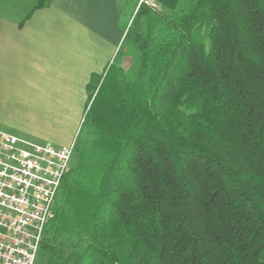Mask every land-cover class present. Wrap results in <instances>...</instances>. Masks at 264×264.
<instances>
[{
  "label": "trees",
  "instance_id": "16d2710c",
  "mask_svg": "<svg viewBox=\"0 0 264 264\" xmlns=\"http://www.w3.org/2000/svg\"><path fill=\"white\" fill-rule=\"evenodd\" d=\"M129 1L35 264H264V0Z\"/></svg>",
  "mask_w": 264,
  "mask_h": 264
},
{
  "label": "rangeland",
  "instance_id": "374dc122",
  "mask_svg": "<svg viewBox=\"0 0 264 264\" xmlns=\"http://www.w3.org/2000/svg\"><path fill=\"white\" fill-rule=\"evenodd\" d=\"M152 1L156 6L165 7H172L176 2ZM129 3L131 5L132 0ZM127 15V11L121 12V30ZM75 37L51 43L58 48L49 50L51 66L40 74L29 78L0 74V129L36 143L51 142L56 147L68 145L76 137L99 89L101 74L110 64L118 62L129 71L132 59L127 54L119 60L117 51L121 41L105 42L94 35L85 41ZM50 54L56 56V63L49 58ZM92 63L95 73L86 85L84 79ZM89 114L90 111L87 116Z\"/></svg>",
  "mask_w": 264,
  "mask_h": 264
},
{
  "label": "built area",
  "instance_id": "2783aa9c",
  "mask_svg": "<svg viewBox=\"0 0 264 264\" xmlns=\"http://www.w3.org/2000/svg\"><path fill=\"white\" fill-rule=\"evenodd\" d=\"M74 142L56 147L0 129V264H35Z\"/></svg>",
  "mask_w": 264,
  "mask_h": 264
},
{
  "label": "crops",
  "instance_id": "0c3cea01",
  "mask_svg": "<svg viewBox=\"0 0 264 264\" xmlns=\"http://www.w3.org/2000/svg\"><path fill=\"white\" fill-rule=\"evenodd\" d=\"M119 27V0H0V74H40L51 66L49 50L58 48L51 43L75 35L116 43L123 36ZM49 58L56 63L55 55ZM94 67L92 63L87 71L86 85Z\"/></svg>",
  "mask_w": 264,
  "mask_h": 264
}]
</instances>
